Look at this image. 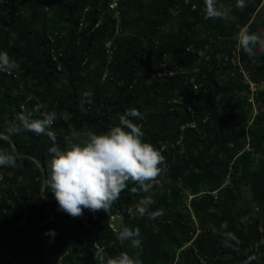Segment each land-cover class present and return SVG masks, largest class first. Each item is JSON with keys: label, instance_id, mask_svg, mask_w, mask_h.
Instances as JSON below:
<instances>
[{"label": "trees", "instance_id": "16d2710c", "mask_svg": "<svg viewBox=\"0 0 264 264\" xmlns=\"http://www.w3.org/2000/svg\"><path fill=\"white\" fill-rule=\"evenodd\" d=\"M220 3L229 15L206 20L204 0H0V52L17 65L0 71V133L18 114L55 112L48 130L63 150L66 137L83 143L115 126L129 131L120 117L134 108L143 118L127 119L166 165L149 192L133 193L138 185L128 182L107 212L73 218L57 210L50 188L41 193L53 141L24 130L0 136V150L15 144L26 156L0 169V264H100L98 252L142 264H264V88L254 115L232 61L237 32L257 34L262 0H245L243 11L236 0ZM255 51L239 54L260 84L264 51ZM145 196L162 216L136 213ZM117 214L116 231L139 228L140 248L117 238L109 224ZM229 232L238 250L225 246L235 245Z\"/></svg>", "mask_w": 264, "mask_h": 264}, {"label": "clouds", "instance_id": "9594fccd", "mask_svg": "<svg viewBox=\"0 0 264 264\" xmlns=\"http://www.w3.org/2000/svg\"><path fill=\"white\" fill-rule=\"evenodd\" d=\"M112 5L110 4L111 8ZM204 5L202 13L206 20L224 19L231 11L220 3V0H204ZM246 6L245 0H236L235 7L239 10L243 11ZM235 39L237 49L242 50L249 57L256 55L257 48L264 50V38L256 33H250L246 26L237 32ZM16 67V62L7 52H0V71L11 72ZM84 95L88 96L89 93ZM81 108L83 109V101ZM32 115V112L18 114L16 120L11 122L0 136L10 139L12 135L24 130L38 136L47 135L53 141V145L48 150L51 159L47 163L44 184L45 187L50 188L58 205L57 210L73 218L81 217L85 209L93 213L100 210L107 212L118 200L121 192L127 188L128 182L138 185L131 189L133 193L149 192L153 183L159 182L157 177L166 171L165 157L153 145L143 142L141 128L127 119L129 116L142 119L137 109H128L125 115L120 117L121 125L129 131L124 127L115 126L104 134H91L83 143L73 142V139L66 137V146L63 150L55 143V133L48 130L56 119V113H44L43 118L39 119H32ZM19 158V154L14 151L0 150V167H15ZM161 165L165 166L161 167ZM49 199L54 201L53 198ZM153 203L150 196H145L137 203L136 213L140 217L147 215L149 219L162 216L164 214L162 209L156 212L149 211V206ZM120 219L119 214L115 215L114 221ZM49 232L54 235L53 230ZM116 235L121 241L130 240L133 248L141 247L139 228L123 227L116 231ZM226 236L228 241H235V245L225 241V246L238 250L236 248V245L240 244L238 237L231 232ZM95 259L99 260L100 264H142L139 258L134 259L126 252L106 260L98 252L95 254ZM253 259L255 257H249L244 264H250Z\"/></svg>", "mask_w": 264, "mask_h": 264}, {"label": "built area", "instance_id": "2783aa9c", "mask_svg": "<svg viewBox=\"0 0 264 264\" xmlns=\"http://www.w3.org/2000/svg\"><path fill=\"white\" fill-rule=\"evenodd\" d=\"M262 6H264V0H262ZM112 7H113V5H112ZM107 47H108L107 52H108L110 55H112V53H113L112 41L109 42V43L107 44ZM232 61L234 62L235 65H239V66L241 67V70H242L243 73H244V78H245L244 81H245V83H247V84L249 85V93H248L249 96H248V98H247V101H248L249 104L252 105V113H253L254 115H256L257 112H258V102H257V100L255 99V95H257V92H258V90H259L260 88H264V87H263V86H264V82L262 81L260 84H258L256 81L252 80V79L249 77V74H248L247 70L244 68V65H243L242 62H241V57H240V54H239V49H237V48H236V50L233 51ZM1 168H2V167H0V169H1ZM2 179H3V174L0 173V187H2V186H1V182H3ZM3 187H6V186H3ZM15 194L18 195L17 191L15 192ZM190 196H191V195H190ZM1 197H2V192H1V190H0V198H1ZM191 197H193V195H192ZM24 206H25V208L28 207L27 204H25ZM24 211H26V210L24 209ZM25 213H26V212H25ZM55 219H56V218H55L54 216L50 215V217L47 218V220H45V222H48L49 220L54 221ZM114 219H115V215H112L111 218H110V222H109L110 227H111L112 229L115 228V223H114L115 221H114ZM26 221H27V218H26V216H24V218H23V220H22V224H26ZM184 248H185V247H182L181 249H184ZM195 251L197 252L196 249H195ZM6 253H7V252H6ZM10 258H11V257H10ZM201 259L204 260L203 258H201ZM204 262H205V261H204Z\"/></svg>", "mask_w": 264, "mask_h": 264}, {"label": "rangeland", "instance_id": "374dc122", "mask_svg": "<svg viewBox=\"0 0 264 264\" xmlns=\"http://www.w3.org/2000/svg\"><path fill=\"white\" fill-rule=\"evenodd\" d=\"M263 9L259 11V13L255 16L254 21L258 25V31L257 34L260 35L262 38H264V6H262ZM258 51H264L259 48H257ZM264 87V86H263ZM189 199H191V196H189ZM27 205L28 203L25 202ZM0 259H2V256H0Z\"/></svg>", "mask_w": 264, "mask_h": 264}, {"label": "water", "instance_id": "95a60500", "mask_svg": "<svg viewBox=\"0 0 264 264\" xmlns=\"http://www.w3.org/2000/svg\"><path fill=\"white\" fill-rule=\"evenodd\" d=\"M14 151L17 153V146L15 144H14ZM19 156L26 157L25 155H19ZM31 158L34 159L33 157H31ZM38 164H39L40 167H42V165H40V163H38ZM42 170H43V173H44V180H43V185H42V188H41V193L44 195V191H45V184H44V182H45V179H46V171L43 168H42ZM46 199L51 200L48 197H46Z\"/></svg>", "mask_w": 264, "mask_h": 264}]
</instances>
